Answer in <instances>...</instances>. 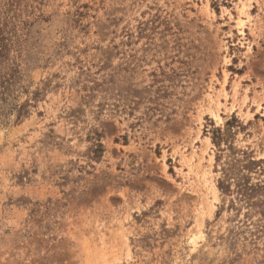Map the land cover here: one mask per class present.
<instances>
[{
    "label": "rangeland",
    "instance_id": "obj_1",
    "mask_svg": "<svg viewBox=\"0 0 264 264\" xmlns=\"http://www.w3.org/2000/svg\"><path fill=\"white\" fill-rule=\"evenodd\" d=\"M8 74L0 264H264V0H0Z\"/></svg>",
    "mask_w": 264,
    "mask_h": 264
},
{
    "label": "trees",
    "instance_id": "obj_2",
    "mask_svg": "<svg viewBox=\"0 0 264 264\" xmlns=\"http://www.w3.org/2000/svg\"><path fill=\"white\" fill-rule=\"evenodd\" d=\"M16 77L15 74L0 75V119L7 115L8 105L10 104V111H14L15 108L18 109V105L12 106L10 102V95L8 96V91L10 92L13 85V79ZM21 109V106H20Z\"/></svg>",
    "mask_w": 264,
    "mask_h": 264
}]
</instances>
